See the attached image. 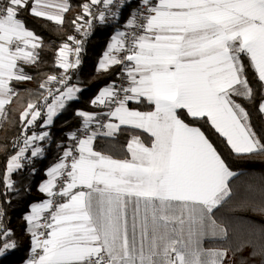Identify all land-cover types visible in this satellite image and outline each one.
<instances>
[{
  "label": "snow or ice",
  "instance_id": "snow-or-ice-1",
  "mask_svg": "<svg viewBox=\"0 0 264 264\" xmlns=\"http://www.w3.org/2000/svg\"><path fill=\"white\" fill-rule=\"evenodd\" d=\"M71 9L0 0V122L13 123L18 86L34 79L26 68L50 47L22 13L62 29ZM68 22L59 72L26 90L0 173V264L19 248L4 223L3 203L21 191L13 176L46 143L56 158L38 184L45 198L22 217L28 253L9 264H264V175L241 195L234 170L264 163V131L248 110L264 120V0H85ZM101 25L113 31L96 71H119L90 99L99 111L74 109L79 123L56 142L55 118L79 99L73 73Z\"/></svg>",
  "mask_w": 264,
  "mask_h": 264
},
{
  "label": "trees",
  "instance_id": "trees-1",
  "mask_svg": "<svg viewBox=\"0 0 264 264\" xmlns=\"http://www.w3.org/2000/svg\"><path fill=\"white\" fill-rule=\"evenodd\" d=\"M82 2H85V0H71L72 9L66 14V23L62 29L52 22L38 20L28 16L26 12L22 13L23 18L27 22V26L40 35L45 45H50V47L41 50V63L39 66H30L26 68V71L33 75L34 79L29 82H23L18 86L22 100L16 101L11 105V108L16 109V111L10 112L9 114L13 123H9L8 121L0 123V144L8 145L6 152H0V173H3L7 157L12 154V143L15 137L19 135L20 125L18 123V111L29 99L26 90H35L38 83L41 82L46 75L58 74L59 69L54 65L55 50L66 39L67 35L74 34V30L68 21L80 12V4ZM112 31L113 27L111 25H101L95 30L94 35L88 38L85 45V53L82 57V67L73 73V79L71 81V83L76 84L83 90L79 94V99L71 102L69 108L55 118V124L51 131L54 137H56V142H61L64 133L69 130H75L76 124L79 123L78 118L73 115L74 109L99 111L98 108L90 105L89 101L97 94L102 86L108 84L114 78V73L119 71L118 68H113L109 72L96 71L98 59L102 55ZM250 80H252L251 74ZM252 83L254 87L257 86L254 80H252ZM131 106L136 107L135 104ZM141 110L147 109L142 107ZM248 110L251 112L253 122L258 131H264V120L257 114L252 102H248ZM203 130L206 131V135H209L214 142H218L215 135L207 129ZM127 138V134H124L121 135L119 139L121 142H124ZM45 146L48 150L44 158L35 159L33 165H30L29 168H26L23 172L13 176V179L18 182L16 187L21 189L19 195L15 193L10 194L7 197L10 203H3V207L6 210L4 223L7 228L13 230L15 233L13 238L16 239L19 244L18 250H16L4 264H9V261H18L28 253L30 243L29 235L26 232L25 222L22 217L30 211V204L32 202H39L45 198L44 194L38 191V184L46 178L44 170L50 166L56 158L53 144L46 143ZM31 167H35L38 171L35 174L31 173L29 171ZM234 170L238 173H243V176L235 181L239 186L240 194L243 195L247 190L246 181L248 183L259 181V178L264 175V163L259 162V160L251 162L245 161L242 162L239 167H235ZM2 190V187H0V191ZM5 199L4 196H0V202ZM214 243V241L209 240L206 241L205 246H213Z\"/></svg>",
  "mask_w": 264,
  "mask_h": 264
},
{
  "label": "rangeland",
  "instance_id": "rangeland-1",
  "mask_svg": "<svg viewBox=\"0 0 264 264\" xmlns=\"http://www.w3.org/2000/svg\"><path fill=\"white\" fill-rule=\"evenodd\" d=\"M1 123V122H0ZM37 131H39L40 129H39V127H37V129H36Z\"/></svg>",
  "mask_w": 264,
  "mask_h": 264
},
{
  "label": "built area",
  "instance_id": "built-area-1",
  "mask_svg": "<svg viewBox=\"0 0 264 264\" xmlns=\"http://www.w3.org/2000/svg\"><path fill=\"white\" fill-rule=\"evenodd\" d=\"M78 38H80L79 36H78ZM119 82V81H118Z\"/></svg>",
  "mask_w": 264,
  "mask_h": 264
},
{
  "label": "crops",
  "instance_id": "crops-1",
  "mask_svg": "<svg viewBox=\"0 0 264 264\" xmlns=\"http://www.w3.org/2000/svg\"><path fill=\"white\" fill-rule=\"evenodd\" d=\"M40 202V201H39Z\"/></svg>",
  "mask_w": 264,
  "mask_h": 264
}]
</instances>
